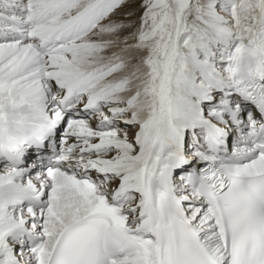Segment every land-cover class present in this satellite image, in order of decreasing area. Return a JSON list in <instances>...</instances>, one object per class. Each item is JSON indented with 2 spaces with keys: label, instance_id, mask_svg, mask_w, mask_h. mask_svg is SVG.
<instances>
[{
  "label": "snow or ice",
  "instance_id": "obj_1",
  "mask_svg": "<svg viewBox=\"0 0 264 264\" xmlns=\"http://www.w3.org/2000/svg\"><path fill=\"white\" fill-rule=\"evenodd\" d=\"M0 264H264V0H0Z\"/></svg>",
  "mask_w": 264,
  "mask_h": 264
}]
</instances>
